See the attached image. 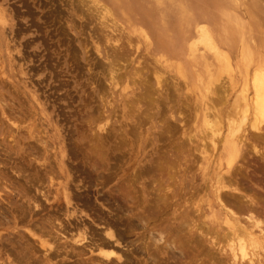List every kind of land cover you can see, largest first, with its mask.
<instances>
[{
	"label": "rangeland",
	"instance_id": "374dc122",
	"mask_svg": "<svg viewBox=\"0 0 264 264\" xmlns=\"http://www.w3.org/2000/svg\"><path fill=\"white\" fill-rule=\"evenodd\" d=\"M197 23L217 52L163 45ZM97 45L125 55L126 90L112 92ZM255 69L264 0H0V264H249L232 262L205 120L253 95ZM103 242L121 258L97 255Z\"/></svg>",
	"mask_w": 264,
	"mask_h": 264
},
{
	"label": "bare ground",
	"instance_id": "6f19581e",
	"mask_svg": "<svg viewBox=\"0 0 264 264\" xmlns=\"http://www.w3.org/2000/svg\"><path fill=\"white\" fill-rule=\"evenodd\" d=\"M103 10L105 13L103 17L105 19L109 17L113 18L112 13L108 9H106L105 6ZM110 21L111 19L109 20V22ZM112 23L113 25H116L117 21L114 19ZM101 24V26H103V29L108 27L106 23L104 24V22ZM108 28L111 29V27ZM108 36H104V40L106 43L111 42V39L110 37L108 38ZM118 41L119 38L113 40L112 42L115 45ZM127 41L128 45L130 46L129 39ZM196 42L202 43L210 50H214L215 52H217V46L212 38V35L209 29L203 23H197L195 25L194 32L187 35V40L184 38L180 42V46H177L175 40L169 41L168 43L163 42V45H167L169 48H181V50H184L185 45L187 44L188 51L191 54L190 56L193 58ZM115 49L116 46L113 47V50ZM95 50L99 55L102 51L103 58L109 61L107 67H109L108 72L110 76L107 79L108 81L110 80L109 84L112 88V92L113 89H117V87H121V91L126 90L128 88L127 83H129L128 76L130 74L127 71H124L126 67H122L123 69H121L120 66H118L120 69L116 67L125 55L118 54L117 51L108 53L105 48L98 47V45L96 46ZM120 52L121 51L119 50V53ZM250 84L251 88H253L252 96L246 94V96L237 98V100H235V104H233L230 109L223 107L220 110L216 111V113H214L215 111H211L213 115L211 119H208V121L205 120V124L210 125L207 126L210 129L211 133L210 140L211 142H213L214 148L216 147V149H219L217 159L219 161L220 167L223 166L221 170L224 169L219 180L217 181L219 193L217 190V193H215L217 197L216 200H218L217 202L219 203V206L221 208H225L226 211L225 214L227 215V220L225 224L228 227L227 231H229L230 233L229 236L230 238H234L236 240L234 246V248H236V253L234 252V249H232L231 251L232 262H235L236 258L238 257V261L246 260L249 264H264V72L262 69H255ZM244 89L246 90V88ZM108 119L109 115H106L104 121L108 122ZM97 121L98 122H91L89 129L94 131L93 135L96 137L97 141H103L105 138H103L99 133L104 129V125L99 124L102 119L99 120L98 118ZM105 131L106 130H104V132ZM204 135H206L207 137V134ZM218 135H220L219 141L221 142V145L217 144L216 141V143L214 142L215 136L217 138ZM214 148L212 149L214 150ZM64 198L68 201L70 199L68 198V194H66L65 192ZM68 201L66 203H68ZM37 206L38 205L34 203V207ZM83 236L84 232L77 231V238L84 240ZM106 236L109 239L114 238V235L111 232L110 228H107ZM117 240L118 239L116 238L114 242H116ZM44 241H41L39 243L40 248L45 247L44 244L47 241ZM3 242L5 246L1 242L0 257L3 256V254H6L7 248L10 246V240L8 239V237H6V240H4ZM47 245L48 249H52L51 244L47 242ZM102 245L104 246V248H95L97 251V255H99L102 259L111 261L112 259L119 260L121 258L118 253L113 250H109L111 249L110 247L108 249H106L107 247L105 248L106 245L112 246V244H110L109 242H103ZM3 247L6 248L4 249ZM14 250H16L15 258H17L18 262L22 260L25 261L23 263H27L32 258L31 254L33 253V251H27V253L26 251H24V249L19 248L22 253H27L26 256H21L19 250L17 251L16 248H14ZM112 252L115 253V255H108ZM8 263H11V261H7V264Z\"/></svg>",
	"mask_w": 264,
	"mask_h": 264
},
{
	"label": "snow or ice",
	"instance_id": "6c2138e0",
	"mask_svg": "<svg viewBox=\"0 0 264 264\" xmlns=\"http://www.w3.org/2000/svg\"><path fill=\"white\" fill-rule=\"evenodd\" d=\"M108 255H112L113 256V255H115V253L112 252V253H109Z\"/></svg>",
	"mask_w": 264,
	"mask_h": 264
}]
</instances>
